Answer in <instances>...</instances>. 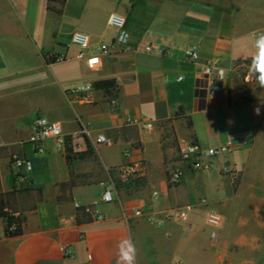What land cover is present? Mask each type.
<instances>
[{
  "label": "crops",
  "instance_id": "crops-1",
  "mask_svg": "<svg viewBox=\"0 0 264 264\" xmlns=\"http://www.w3.org/2000/svg\"><path fill=\"white\" fill-rule=\"evenodd\" d=\"M25 2L0 0V194L9 212L23 218L22 234L6 236L0 214V264H116L125 238L136 246L135 264H182L188 254L195 264H264V86L248 90L233 73L242 59L264 64L257 46L264 0H159L140 36L127 29L126 18L138 1H113L107 17L126 18L129 42L113 47L93 70L73 57L69 42L61 46L54 37L50 46L38 44ZM66 2L47 0L52 9H46L58 13ZM75 30L93 44L118 35L106 41L91 26ZM192 47L195 61L185 56ZM61 54L69 58L51 57ZM210 63L224 70L222 78L209 79L217 89L202 73ZM108 79L114 88H95ZM87 84L83 100L86 93L76 89ZM36 116L59 123L64 136L87 125L86 151L62 150L54 138L35 149L28 137ZM142 117L152 120L151 130L141 129ZM98 134L112 144L94 143ZM184 141L237 147L213 157L214 168L203 172L180 159ZM14 157L30 159L31 170L22 173ZM126 164L137 171L123 183L119 168ZM171 169L179 172L178 183L169 182ZM109 184L115 200L104 203ZM74 202L105 219L77 221ZM207 208L222 218L216 239L205 222ZM136 209L139 215L123 218ZM177 210L185 220L171 216Z\"/></svg>",
  "mask_w": 264,
  "mask_h": 264
},
{
  "label": "built area",
  "instance_id": "built-area-1",
  "mask_svg": "<svg viewBox=\"0 0 264 264\" xmlns=\"http://www.w3.org/2000/svg\"><path fill=\"white\" fill-rule=\"evenodd\" d=\"M107 25L118 31V35L110 43L100 42L93 44L90 35L81 30H75L71 34L68 46L76 48L73 57L84 60L86 67L90 70L95 69L100 63L102 56L109 54L113 47L128 45L130 35L126 30V18L123 15L110 13L107 17ZM145 50L147 52H156L151 46H146ZM185 56L187 59L195 61L198 58V51L195 47H192L186 50ZM51 57L55 61L66 60L69 58L66 54L52 55ZM259 67L260 71L258 72L254 60L242 59L234 64L233 73L242 82L248 83L254 77H259L260 72H264V64L259 62ZM202 73L208 84H210L209 79H220L224 76V70L215 63L205 65ZM178 79H181V77ZM210 88L217 89V87L211 84ZM90 89L91 85L87 84L78 87L76 91L86 93L82 97L83 100H85L88 98L87 92ZM138 123L142 130H151L153 128V122L148 118L142 117L138 120ZM48 138H54L60 149L65 150L66 147H68L73 154H80L86 151L87 144L89 140L92 139V133L87 125H83L78 131L68 136H64L62 127L59 123L52 122L43 116H36L31 126L28 142L32 143L35 149L40 150L43 141ZM93 142L96 144H112V141L103 134L96 135ZM245 143V141H241L239 145H245ZM236 147L237 145L232 141H226L213 147H201L193 141H184L179 146V157L181 160L187 161L193 169L208 172L214 168L211 161L213 157L229 154L233 152ZM12 162L22 173H27L32 168L31 160L25 157H14ZM136 171V166L132 164H126L120 167L119 172L121 181L127 183L131 176L136 174ZM168 180L173 184L178 183L180 181L179 172L171 169L168 174ZM101 199L104 203H111L115 200L112 184L104 185ZM74 207L79 209L82 205L78 202H74ZM83 207H85V212L90 214V207ZM140 213L141 211L136 209L131 214L124 213L123 218L127 220L129 216L139 215ZM171 216L185 220V214L178 210L174 211ZM91 217L95 222L103 221L105 219L104 214L100 212H96L94 215H91ZM204 218L206 224L211 228V237L216 239V229L220 226L222 221L220 214L211 208H207L205 210ZM69 252V250H66V253Z\"/></svg>",
  "mask_w": 264,
  "mask_h": 264
},
{
  "label": "rangeland",
  "instance_id": "rangeland-1",
  "mask_svg": "<svg viewBox=\"0 0 264 264\" xmlns=\"http://www.w3.org/2000/svg\"><path fill=\"white\" fill-rule=\"evenodd\" d=\"M113 1L118 0H67L66 4L58 5V13L48 12L46 9L47 0H26V17L29 26L38 31L37 43L41 42L50 46L53 38L59 41L61 46H66L69 36L78 25L93 27L98 34L104 35L108 40L116 33V30L108 27L106 23L107 14L113 9ZM134 9H130L126 15L127 29L136 35L151 16L159 0H137ZM85 10L84 15L81 12ZM137 21L130 27L128 21ZM136 31V32H135ZM53 33L54 36H53ZM57 38V39H56ZM259 77L253 78L246 84L248 90L259 88ZM189 261L182 264H195L191 254H188Z\"/></svg>",
  "mask_w": 264,
  "mask_h": 264
},
{
  "label": "trees",
  "instance_id": "trees-1",
  "mask_svg": "<svg viewBox=\"0 0 264 264\" xmlns=\"http://www.w3.org/2000/svg\"><path fill=\"white\" fill-rule=\"evenodd\" d=\"M53 0H48V3ZM47 9H52L50 5L47 6ZM143 32V28L139 30V33L136 35L140 36ZM252 60V59H249ZM116 85V82L114 79H108V80H101L94 83L95 88L98 89H105L110 90L114 88ZM189 126H191V122L189 120ZM85 207H80L77 209L80 213L78 215L77 221H80L82 218L85 221H91L92 217L89 213L85 212ZM0 214L6 219V228L4 230V235L6 236H15L20 235L23 232L22 229V222L23 218L20 216H15L9 210L6 208V205L4 203L3 194H0Z\"/></svg>",
  "mask_w": 264,
  "mask_h": 264
},
{
  "label": "clouds",
  "instance_id": "clouds-1",
  "mask_svg": "<svg viewBox=\"0 0 264 264\" xmlns=\"http://www.w3.org/2000/svg\"><path fill=\"white\" fill-rule=\"evenodd\" d=\"M257 46L260 48L261 52H264V36H261L257 40ZM254 64L256 65V69L259 72V61L254 59ZM259 83L261 86H264V72H260ZM136 254L137 249L135 244L130 238H125L121 240L118 245V259L116 264H135Z\"/></svg>",
  "mask_w": 264,
  "mask_h": 264
}]
</instances>
